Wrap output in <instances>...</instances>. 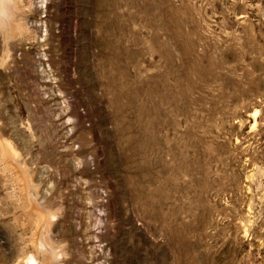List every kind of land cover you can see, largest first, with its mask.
<instances>
[{
  "label": "rangeland",
  "instance_id": "374dc122",
  "mask_svg": "<svg viewBox=\"0 0 264 264\" xmlns=\"http://www.w3.org/2000/svg\"><path fill=\"white\" fill-rule=\"evenodd\" d=\"M14 1L0 264H264V0Z\"/></svg>",
  "mask_w": 264,
  "mask_h": 264
},
{
  "label": "bare ground",
  "instance_id": "6f19581e",
  "mask_svg": "<svg viewBox=\"0 0 264 264\" xmlns=\"http://www.w3.org/2000/svg\"><path fill=\"white\" fill-rule=\"evenodd\" d=\"M13 1L14 0H0V22L2 23V24H4V18L5 17H7V16H9V12H10V9H11V5L13 4ZM15 2V1H14ZM13 7V6H12ZM13 13V12H12ZM11 14V13H10ZM1 25V24H0ZM3 26V25H2ZM171 53V52H170ZM170 60V59H169ZM176 62V61H175ZM172 63V62H171ZM174 67V66H173ZM170 72V71H169ZM155 76V75H154ZM188 76V75H187ZM156 77V76H155ZM191 78V77H190ZM178 79V78H177ZM180 79H178V81H179ZM151 81H153V77H152V80ZM190 81V80H189ZM192 81V80H191ZM167 82V81H166ZM174 82H176V81H174ZM180 82H181V80H180ZM165 83V82H164ZM182 83V82H181ZM187 83V82H186ZM167 83H165V85H166ZM173 84H175V83H173ZM172 84V85H173ZM179 84V83H178ZM160 86V85H159ZM163 86V85H162ZM171 86V85H170ZM182 86H183V84H182ZM164 87H167V86H164ZM169 87V86H168ZM167 87V88H168ZM175 87H176V89H175ZM174 87V89L175 90H178L179 88H177V85ZM180 87V86H179ZM166 88V89H167ZM170 88V87H169ZM168 88V89H169ZM172 88H173V86H172ZM168 89H167V92H169L168 91ZM171 90V89H170ZM164 91H165V89H164ZM184 91V90H183ZM167 92L165 93L166 94V96H164V98H163V101L166 103V104H172V105H175L176 106V108H179V106L181 105L180 104V102H181V99H183L184 98V93L183 92H181V90H180V92L178 93V94H174V96L172 95H167ZM174 92V91H173ZM175 92H178V91H175ZM153 93V92H152ZM172 93V92H171ZM160 94H161V92H160ZM149 95V94H148ZM164 95V94H163ZM188 95V94H187ZM151 96V95H150ZM153 97H154V95H153ZM161 97V96H160ZM163 97V96H162ZM150 99V98H149ZM148 99V100H149ZM152 99V98H151ZM150 99V100H151ZM155 99L153 98V101H154ZM184 100V99H183ZM188 100V99H187ZM185 101V100H184ZM183 101V102H184ZM151 102V101H150ZM154 103V102H153ZM149 104V103H148ZM163 104V103H162ZM151 106H152V104H151ZM162 106V105H161ZM149 107V106H148ZM154 107V106H153ZM157 107V106H156ZM165 108V107H164ZM163 108V109H164ZM149 109H151V108H149ZM157 109H161V108H157ZM180 109V108H179ZM156 110V109H155ZM165 110H166V108H165ZM181 110V109H180ZM157 111V110H156ZM179 111V110H178ZM158 112V111H157ZM180 112V111H179ZM160 113V112H159ZM162 113V112H161ZM159 114V115H161L162 116V114H168L166 111H164L162 114ZM154 114H155V111H153L152 109L149 111V115L151 116V118L147 121L148 123H147V125H148V135H147V155H148V157H153L154 156V154L157 152L158 154H160L161 155V157H162V155L163 154H165L166 153V150H168V151H175V153L177 154V155H179L178 154V152L180 153V152H182L181 154L182 155H184V152H185V150L187 149V150H189V148L190 147H192L193 148V146L194 147H196V141L194 140V138H193V136H192V132L191 131H189L188 133H187V139H186V145L184 146L183 144H178L177 142H173V143H169L170 145H168L167 143L165 144V143H162L160 140H163V138L165 139V137L163 136V135H159V131H158V133H157V127L159 126L158 124H157V122H159L158 120L156 121V120H154ZM175 114V113H174ZM157 116H158V114H157ZM163 117V116H162ZM157 118H160V117H157ZM166 117H164V119H165ZM161 119V118H160ZM162 121V120H161ZM164 122H166V124H167V121L166 120H164L162 123H164ZM161 124V123H160ZM165 124V125H166ZM161 125H164V124H161ZM162 126H160V128H161ZM160 130V129H159ZM166 142H167V139H166ZM183 145V146H182ZM182 147H184L183 149L184 150H182L181 148ZM181 149V150H180ZM195 149V148H194ZM14 151V150H13ZM11 153H13V152H11ZM14 154V153H13ZM150 161H152V160H150ZM150 173V172H149ZM150 176H152V175H150ZM153 177V176H152ZM154 178V177H153ZM150 180H153V179H150ZM33 202H36L35 200L33 201ZM37 203V202H36ZM35 203V204H36ZM38 204V203H37ZM41 245H42V243H40ZM40 248V247H39ZM36 263V260H34L33 258H30L29 259V262H28V264H35Z\"/></svg>",
  "mask_w": 264,
  "mask_h": 264
}]
</instances>
